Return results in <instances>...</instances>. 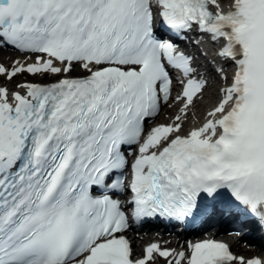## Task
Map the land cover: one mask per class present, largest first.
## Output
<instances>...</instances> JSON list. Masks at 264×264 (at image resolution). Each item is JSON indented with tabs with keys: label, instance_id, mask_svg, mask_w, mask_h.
<instances>
[{
	"label": "snow or ice",
	"instance_id": "6c2138e0",
	"mask_svg": "<svg viewBox=\"0 0 264 264\" xmlns=\"http://www.w3.org/2000/svg\"><path fill=\"white\" fill-rule=\"evenodd\" d=\"M161 27L207 35L212 70ZM8 46L35 59L0 63V264H264L127 236L218 206L264 224V0H0Z\"/></svg>",
	"mask_w": 264,
	"mask_h": 264
},
{
	"label": "bare ground",
	"instance_id": "6f19581e",
	"mask_svg": "<svg viewBox=\"0 0 264 264\" xmlns=\"http://www.w3.org/2000/svg\"><path fill=\"white\" fill-rule=\"evenodd\" d=\"M17 59H19L21 61H26L27 63H31L32 60L35 59V57H31L30 59L28 58L27 55H21V56L14 57L8 49H6V48L0 49V63L4 64L5 66H12L13 62ZM211 70L212 69H210L209 71H211ZM80 74H83V73H80ZM27 79L30 80V79H33V77L28 75ZM205 99H206V103L200 102V104L198 105V108H197L196 114H197V118L199 120L204 115L202 110L210 107L214 103V101L212 99H209V97H207V96L205 97ZM178 108H179V105H177L173 109H166L165 113H162L158 120L160 122H163V123H168L169 119L165 118V114L167 116L171 117L175 114V112L178 110ZM189 116L191 117V114H189ZM128 235L132 237V240L134 243V248L137 252L141 250V245L146 244L148 241H151V239H152L149 234L144 235L143 237H135L132 233H128ZM196 237L198 239H200L202 236L198 235ZM190 238H193V236H191ZM171 245H173L172 247H177V245L175 243H173ZM255 250H256L255 248H245V247H239L238 248V251L240 253H244L246 256L252 255L254 252H256Z\"/></svg>",
	"mask_w": 264,
	"mask_h": 264
},
{
	"label": "rangeland",
	"instance_id": "374dc122",
	"mask_svg": "<svg viewBox=\"0 0 264 264\" xmlns=\"http://www.w3.org/2000/svg\"><path fill=\"white\" fill-rule=\"evenodd\" d=\"M29 80V79H28ZM30 80H32V79H30ZM39 82H47L46 80L45 81H39ZM204 103H206V99H205V101H203Z\"/></svg>",
	"mask_w": 264,
	"mask_h": 264
}]
</instances>
